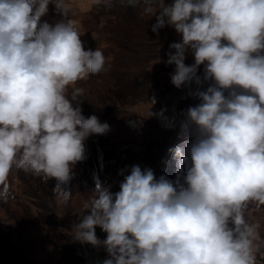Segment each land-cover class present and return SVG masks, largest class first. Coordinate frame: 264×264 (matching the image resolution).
I'll return each instance as SVG.
<instances>
[{"label":"clouds","instance_id":"9594fccd","mask_svg":"<svg viewBox=\"0 0 264 264\" xmlns=\"http://www.w3.org/2000/svg\"><path fill=\"white\" fill-rule=\"evenodd\" d=\"M117 2L143 3L155 17L153 33L171 26L180 35L167 52L170 83L199 102L172 115L149 109L162 127L180 129L183 143L167 150L175 178L133 165L112 192L93 173L89 213L72 224V240L103 247L102 264H257L264 217L250 221L247 209L264 206V0L93 5L110 10ZM49 5L61 17L54 24L41 19ZM71 14L68 0H0V198L15 167L44 183L54 179L52 191L66 206L74 166L88 158L86 141L110 131L83 114L82 87L68 91L111 67L99 48L85 50Z\"/></svg>","mask_w":264,"mask_h":264},{"label":"rangeland","instance_id":"374dc122","mask_svg":"<svg viewBox=\"0 0 264 264\" xmlns=\"http://www.w3.org/2000/svg\"><path fill=\"white\" fill-rule=\"evenodd\" d=\"M172 0H165L171 3ZM85 50L99 48L110 64V70L89 75L72 88L82 87L80 97L83 114L96 115L110 125L105 135H93L86 141L88 158L74 166L75 177L67 187L72 188L67 205L59 203L52 191L55 180L44 183L21 170L13 169L7 177L6 198H0V228L12 247L6 252L5 264H91L107 256L103 249L72 240V224L78 223L89 213L85 201L88 189L94 186L93 173L108 183L110 191L119 190L124 175L133 165L151 168L155 175L175 178V148L183 143L179 127L166 129L155 117H148L149 109L157 112L167 109L166 115L181 112L187 94L186 86L177 89L170 83L174 65L166 63L172 42H179L180 35L171 26L151 31L155 17L145 12L143 3L137 7L112 9L94 6L93 0H68ZM42 21L50 24L61 17L49 5ZM174 51V50H173ZM186 64L194 62L186 53ZM202 76L203 66L198 69ZM184 105L182 110L198 103ZM131 122H138L135 125ZM4 185H0V191ZM83 209V210H81ZM250 221L264 217V206L249 205ZM100 240L106 233L96 227ZM257 264H264V257H257Z\"/></svg>","mask_w":264,"mask_h":264},{"label":"trees","instance_id":"16d2710c","mask_svg":"<svg viewBox=\"0 0 264 264\" xmlns=\"http://www.w3.org/2000/svg\"><path fill=\"white\" fill-rule=\"evenodd\" d=\"M12 247L4 231L0 228V264H5L7 259L5 258L6 252H12Z\"/></svg>","mask_w":264,"mask_h":264},{"label":"bare ground","instance_id":"6f19581e","mask_svg":"<svg viewBox=\"0 0 264 264\" xmlns=\"http://www.w3.org/2000/svg\"><path fill=\"white\" fill-rule=\"evenodd\" d=\"M208 83H210V82H205L204 84H202L201 85V88L203 89V88H206L207 86H208ZM197 102L198 100L195 98V97H191V98H189L188 100H185V102H184V104H182V106H181V110L183 109V107H184V105H186L187 103H192V102ZM90 257H91V255L90 256H88V263L89 264H91V260H90ZM107 258V256L105 257V258H103L102 260H94V262H96L97 264H102V261L104 260V259H106Z\"/></svg>","mask_w":264,"mask_h":264}]
</instances>
